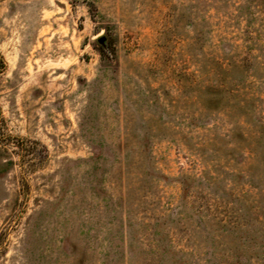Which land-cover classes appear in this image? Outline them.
I'll use <instances>...</instances> for the list:
<instances>
[{
	"label": "rangeland",
	"instance_id": "1",
	"mask_svg": "<svg viewBox=\"0 0 264 264\" xmlns=\"http://www.w3.org/2000/svg\"><path fill=\"white\" fill-rule=\"evenodd\" d=\"M0 264H264V0H0Z\"/></svg>",
	"mask_w": 264,
	"mask_h": 264
},
{
	"label": "water",
	"instance_id": "2",
	"mask_svg": "<svg viewBox=\"0 0 264 264\" xmlns=\"http://www.w3.org/2000/svg\"><path fill=\"white\" fill-rule=\"evenodd\" d=\"M103 40H104V37L103 36L98 38V41L99 42H103Z\"/></svg>",
	"mask_w": 264,
	"mask_h": 264
}]
</instances>
